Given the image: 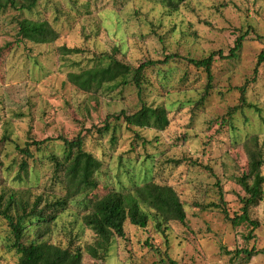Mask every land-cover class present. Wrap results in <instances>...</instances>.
Returning <instances> with one entry per match:
<instances>
[{
	"label": "rangeland",
	"instance_id": "374dc122",
	"mask_svg": "<svg viewBox=\"0 0 264 264\" xmlns=\"http://www.w3.org/2000/svg\"><path fill=\"white\" fill-rule=\"evenodd\" d=\"M24 17L48 20L59 38L20 40L18 22ZM244 33L237 59L216 57L213 88L204 101L206 71L179 58L146 69L142 98L132 83L107 84L89 94L67 80L69 72L92 66L100 56L115 55L136 67L176 53L228 54ZM258 34L264 35V0H188L176 11L152 0H39L32 10L0 12V208L14 191L30 204L42 196L41 206L65 192L50 159L52 152L61 153V143L38 152L32 146L35 158H29L28 173L22 172L28 177L23 182L17 179L22 154L16 143L71 139L81 132L86 149L103 162L99 186L89 197L152 179L176 189L187 217L172 221L166 235L152 222L144 229L128 221L126 236L116 237L98 259L87 250L95 234L83 222L87 197L80 195L59 213L46 239L81 246L84 264H161L165 250L178 264H264V198L250 209L254 229L248 222L234 224L222 207L211 205L221 204L222 192L229 216L242 212L246 193L238 177L247 168L245 139L258 135L264 151V63L254 74L264 51ZM63 45L80 51L63 53ZM243 86L251 106L242 105ZM143 102L168 109L166 129L129 128L114 118ZM107 123L110 128L100 131ZM35 235L31 229L29 238ZM11 242L0 216V264H18ZM254 249L263 251L250 256Z\"/></svg>",
	"mask_w": 264,
	"mask_h": 264
},
{
	"label": "trees",
	"instance_id": "16d2710c",
	"mask_svg": "<svg viewBox=\"0 0 264 264\" xmlns=\"http://www.w3.org/2000/svg\"><path fill=\"white\" fill-rule=\"evenodd\" d=\"M39 0H0V12L8 8L16 10H32ZM160 2L168 11H176L188 0H152ZM116 23V22H115ZM18 37L20 40H30L35 43H51L59 38V32L48 20H36L22 18L18 22ZM246 38V33L240 34L235 45L224 54L223 50L211 51L207 56L195 58L169 54L164 59L147 60L138 66H132L116 57L115 55L100 56L90 66L81 68L79 71H71L67 74V80L79 90L89 94H96L107 84L127 85L134 84L138 89V96L142 98L145 72L149 67L167 65L179 58L186 60L197 68H202L207 73L206 83L201 100L204 101L213 88V64L216 57L237 59ZM264 39V35H257ZM117 49L118 45H117ZM63 53H75L80 51L78 47L61 46ZM116 51V49H115ZM107 59V60H105ZM264 63V51L258 56L254 74L258 73V66ZM246 86L241 88L240 100L242 105L251 106L245 98ZM232 114V111L230 112ZM115 119L123 120L129 128H153L164 130L170 123L168 109L165 106H153L143 102L135 111L127 113L121 111L114 115ZM110 128L107 123L102 130ZM136 132V131H135ZM136 136L140 137L138 132ZM114 139V138H113ZM59 141L61 153L52 152L50 159L54 162V168L59 175V182L64 186L65 192L41 206L42 196H38L32 204L26 203L22 197L17 198L14 191L6 201L5 206L0 208V216L7 220L11 230V247L18 254V264H84V252L81 246H62L46 239L50 225L55 222L59 213L66 209L76 197L84 195L87 211L83 215L84 224L95 234V240L87 246V250L94 258H102L106 255L116 237L126 236V223L139 228H147L152 222L157 231L166 235V231L172 221L184 222L187 214L184 204L176 189L169 184H159L152 179L142 183H136L125 191L110 190L99 197H89L98 188L97 173L103 162L85 147V135L79 132L69 139L64 136L46 137L41 140L26 141L24 145L16 143V148L22 154L20 171L17 179L25 181L22 172L28 173L29 158L34 159L35 151L38 152L50 143ZM244 149L247 153V168L238 177V183L244 189L246 195L242 198V212L231 217L225 207L224 195L220 192V203H213L215 207H222L225 216L234 224L248 222L252 229L257 226V221L250 217V209L259 205L264 198V151L258 135H250L244 141ZM174 163L180 160H172ZM31 229H35L36 235L29 238ZM153 247V244L147 242ZM158 249V247H155ZM263 250L254 249L249 255H257ZM161 264H178L167 250Z\"/></svg>",
	"mask_w": 264,
	"mask_h": 264
}]
</instances>
